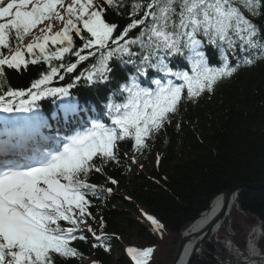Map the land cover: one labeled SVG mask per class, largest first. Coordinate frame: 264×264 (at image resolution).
I'll return each mask as SVG.
<instances>
[{
    "label": "snow or ice",
    "instance_id": "1",
    "mask_svg": "<svg viewBox=\"0 0 264 264\" xmlns=\"http://www.w3.org/2000/svg\"><path fill=\"white\" fill-rule=\"evenodd\" d=\"M257 19L264 0H0V112L29 114L0 124V264H64L81 255L74 242L87 233L110 251L88 224L90 197L104 191L90 174L122 164L120 142L142 153L182 102L264 61ZM30 65L44 70L13 89L8 72ZM80 84L104 93L87 119L71 94ZM44 98L61 101L47 117ZM146 219L154 232L163 227ZM153 252L125 249L128 264H150Z\"/></svg>",
    "mask_w": 264,
    "mask_h": 264
},
{
    "label": "trees",
    "instance_id": "2",
    "mask_svg": "<svg viewBox=\"0 0 264 264\" xmlns=\"http://www.w3.org/2000/svg\"><path fill=\"white\" fill-rule=\"evenodd\" d=\"M110 19L118 17L113 14ZM263 21L257 19L256 23L264 25ZM177 67L183 68V61L178 60ZM42 70V65H30L23 72L9 71L7 83L13 89L26 90ZM115 75L120 78L122 70L117 68ZM70 78L71 74L52 86H64ZM71 94L87 119L88 110L100 105L99 97L104 93L80 84ZM38 103L39 111L47 117L61 101L44 98ZM177 121L179 129L175 126ZM152 141L159 151V162L156 158L147 172L143 170L149 168V161L142 163L144 169L135 166L130 158V142H120L122 164L108 166L105 174H90L89 182L104 191L97 198L90 197V211L95 219H89L88 224L97 235L106 238L110 251L93 248V237L87 242L77 240L74 246L81 255L64 264H128L122 242L130 243L132 238L137 241L136 247L154 248L150 264H171L183 232L216 195L237 184L264 180V61L241 68L231 79L220 83L213 94H204L194 103L182 102L172 126ZM146 151L135 160L143 158ZM107 177L118 183L111 184ZM107 188L112 189L111 194ZM237 202L217 233L203 242L206 251L191 264H218L215 255L232 257L225 246L227 239L245 252L247 235L258 219L263 235L257 245L264 253V189L245 190ZM136 204L163 227L154 232Z\"/></svg>",
    "mask_w": 264,
    "mask_h": 264
},
{
    "label": "water",
    "instance_id": "3",
    "mask_svg": "<svg viewBox=\"0 0 264 264\" xmlns=\"http://www.w3.org/2000/svg\"><path fill=\"white\" fill-rule=\"evenodd\" d=\"M249 189H254V190L264 189V180L253 183L237 184L231 187L230 189L225 190L222 193L218 194L219 196H221V200H222L220 208L215 212V214L212 217H210L208 222L200 229L189 231L190 226L186 228V230L182 234V238L179 242L178 249L175 253V256L171 264H179L184 248L188 240L192 237L194 239L192 241L191 249L185 257L184 264H191L192 261L195 259V257H199L202 254V252L206 251L203 242L209 237L212 229L216 226V224L220 220L224 219L225 214L230 207L231 201L234 198H237L240 195V193ZM237 203L238 202H236V205ZM192 222L190 224H192ZM227 244L229 249L237 250L236 246L231 240H227ZM206 253L209 252L207 251ZM213 258H215L218 261V264L220 262H225L228 264H264V253L258 254L253 252H247V254L241 255V257L233 255V257L228 259H223V257H218V256H213Z\"/></svg>",
    "mask_w": 264,
    "mask_h": 264
},
{
    "label": "bare ground",
    "instance_id": "4",
    "mask_svg": "<svg viewBox=\"0 0 264 264\" xmlns=\"http://www.w3.org/2000/svg\"><path fill=\"white\" fill-rule=\"evenodd\" d=\"M221 196L219 195H216L210 202L208 208L206 210H204L201 214L198 215L197 218H195V220L192 222V224H190V228H189V231L191 230H198L200 229L201 227H203L207 222L208 220L210 219V217H212L215 212L220 208L221 206ZM236 202H237V198H234L232 201H231V204H230V207L228 209V211L226 212L225 214V217L224 219L220 220L216 226L212 229L210 235H215L217 233V231L219 230L221 224L224 222L225 219H227L232 211L234 209H236ZM257 232V229L255 228L253 231H252V234H256ZM193 237L190 238L184 248V251L182 253V256H181V259L179 261V264H184L185 263V257L186 255L189 253L190 249H191V245H192V241H193ZM235 255H237L238 257H240V255H238V253H235ZM226 264V263H225ZM228 264V263H227Z\"/></svg>",
    "mask_w": 264,
    "mask_h": 264
},
{
    "label": "rangeland",
    "instance_id": "5",
    "mask_svg": "<svg viewBox=\"0 0 264 264\" xmlns=\"http://www.w3.org/2000/svg\"><path fill=\"white\" fill-rule=\"evenodd\" d=\"M0 119H4V115L0 116ZM148 143L150 144V147L147 149L146 153H144L143 158H140L139 161L135 164V166H137V165L139 166L140 165L139 167L141 169H144V167H142V163H144L146 161H149V168H147V169L145 168L143 170L144 172H147L150 169V167H152V165H154L155 159H156V157L159 154V151H157V149L154 146V144L151 143L150 141H148ZM138 155H140V153L133 152L130 155V157L131 158H133V157L136 158V156H138ZM122 196H125V195L122 194ZM136 206L140 210L141 214H143L145 216L149 215V213L145 210V208L143 206H140L138 204H136ZM87 235H88V237H92V234L91 233H87ZM136 244H137V241L134 238L131 239L130 243L122 242V245L124 247H127V246H136ZM225 244H226V241H225ZM228 250H229V252L231 254L237 253L236 251L234 252L233 249H228ZM115 254H117V253H115Z\"/></svg>",
    "mask_w": 264,
    "mask_h": 264
},
{
    "label": "built area",
    "instance_id": "6",
    "mask_svg": "<svg viewBox=\"0 0 264 264\" xmlns=\"http://www.w3.org/2000/svg\"><path fill=\"white\" fill-rule=\"evenodd\" d=\"M261 220L258 219V223L257 225H254L250 230H249V233L247 235V244H246V252H253V253H259V249H258V246H257V242L260 238V236L263 234V230L261 228ZM257 229V232L256 234H252V231L254 229ZM238 255H245V253H242L240 250H235ZM237 256V255H236ZM219 264H225V262H220ZM227 264V263H226Z\"/></svg>",
    "mask_w": 264,
    "mask_h": 264
}]
</instances>
